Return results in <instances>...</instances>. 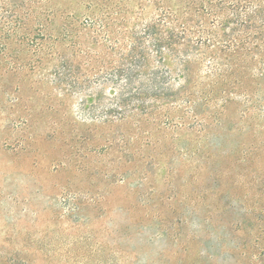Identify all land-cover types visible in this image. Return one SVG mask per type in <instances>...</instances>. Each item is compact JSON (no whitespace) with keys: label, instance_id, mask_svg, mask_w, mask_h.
<instances>
[{"label":"rangeland","instance_id":"1","mask_svg":"<svg viewBox=\"0 0 264 264\" xmlns=\"http://www.w3.org/2000/svg\"><path fill=\"white\" fill-rule=\"evenodd\" d=\"M0 264H264V0H0Z\"/></svg>","mask_w":264,"mask_h":264}]
</instances>
